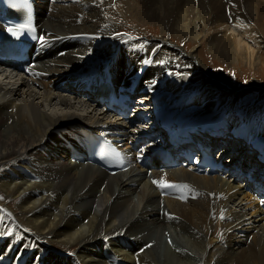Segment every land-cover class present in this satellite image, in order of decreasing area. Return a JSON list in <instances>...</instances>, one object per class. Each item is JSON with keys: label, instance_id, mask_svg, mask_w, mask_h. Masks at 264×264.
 I'll use <instances>...</instances> for the list:
<instances>
[{"label": "bare ground", "instance_id": "1", "mask_svg": "<svg viewBox=\"0 0 264 264\" xmlns=\"http://www.w3.org/2000/svg\"><path fill=\"white\" fill-rule=\"evenodd\" d=\"M4 2L0 30L16 25ZM28 2L23 14L17 9L20 21L30 12L35 28L25 75L0 66V264L8 250L7 264H264V192L245 186L237 173L221 175L225 161L182 164L179 151L153 134L167 124L179 135L198 125L216 129L224 117L264 148V111L238 114L231 107L236 88L223 87L218 96L206 84L198 87L218 78L196 51L205 46L230 67L264 68V0ZM113 5L157 26L161 36L143 43L118 34ZM169 37L191 46L184 50ZM177 64L192 76L193 93L173 79ZM80 72L110 77L135 115L124 120L104 112L74 81ZM162 86L171 96L162 97ZM145 93L154 98L141 101ZM141 105L160 120L150 114L139 121L146 116ZM93 141L110 155L119 152L123 164L96 163ZM223 142L226 156L250 160L248 148ZM162 178L189 188L161 190L152 181ZM55 245L74 251L62 257Z\"/></svg>", "mask_w": 264, "mask_h": 264}, {"label": "rangeland", "instance_id": "2", "mask_svg": "<svg viewBox=\"0 0 264 264\" xmlns=\"http://www.w3.org/2000/svg\"><path fill=\"white\" fill-rule=\"evenodd\" d=\"M112 10L114 11V12L110 11L111 13L114 14V16H112V20H114L116 23H118L117 24L118 27L116 29V32L118 34L126 35L128 37L127 38L128 40H130L132 42H138L139 40H142L140 42L152 43L153 41L151 39L161 36L159 28L157 26H155L153 24H150V23H148L146 25L145 23H141L140 21L131 19L132 17H130V15L124 14V9L119 11V9H117V7L115 5L112 6ZM143 25H145V26H143ZM164 36H165V38L168 37L167 35H164ZM143 40H145V41H143ZM170 40L173 43L179 45L184 50H187L189 48V46H191V44L190 45H188V44L185 45V44H183V42H178L174 38L172 40V37L170 38ZM172 47H175V45H173ZM206 50H207V48L205 46L204 47H201V46H197L196 47V51L198 52V56L202 57V63L205 65L206 68L209 69V71H208L209 73H211L214 77L218 78V81L217 80L215 81V79L211 78L212 77L211 76L210 77L211 80L208 82V84H207V81H206L204 83H200V85H198V87H200L201 85L203 86L204 84H206L205 88L206 87H207V89L209 88L210 90H212V92L214 94H217L218 96L220 94L221 95L224 94V90L225 89H223V87H228L229 86L230 89L231 88H233V89L236 88L237 91L234 92V98L232 99L233 103L231 104L233 106H231V107L234 108V110L238 114H242V113L243 114L244 113L247 114L246 108L253 107V109L251 111H248L249 113H253L254 115H262V112L264 111V76H263L264 75V68L258 67V69H257L258 71H257V70H253L252 68H250L248 66L245 67V65H243V66L235 65V66H231L230 67V66L226 65L223 62H219L217 60H214V57L212 56V54L208 53ZM171 55H173V54H171ZM166 56H167L166 57L167 59L171 58L168 53H166ZM183 60L184 59L180 58L179 59V63L180 62L183 63ZM172 61H175V60L172 59ZM180 66L177 64L175 69H173L175 71V73H172V77H173V79H175V81L176 80L178 81L177 83L181 86L180 90H183L185 85H187L186 88L189 89V90H184L185 93H187V94L193 93V90L192 91L190 90L192 88V86L194 87L193 78L189 74V72L187 71L186 68H184V69L182 68L181 69ZM244 68H245V70H244ZM182 76H183V78L185 77L188 80H184V79L181 80ZM9 80L11 82L13 81L12 79H9ZM252 80L257 81L258 86L249 85ZM181 81H184L185 83L182 84ZM202 86H201V88H202ZM245 86H248V87H245ZM166 90L167 89H165L164 87H161L160 93L162 94V97L171 96V94L167 92L168 90L167 91ZM195 90H197V89H195ZM148 96L150 97V95H148V93L144 94L140 98V100L143 101L144 99L149 98ZM160 102L163 103L164 101L160 100ZM142 106L143 105H141V111L146 112L145 114L150 116V114H147L146 110H143ZM146 107L150 108L149 105H146ZM222 118H224V117H222ZM222 120L224 121L226 119L224 118ZM221 125L225 126L224 124H221ZM146 126L147 125H144L142 127H144V129H145ZM154 135H155V133H154ZM155 137H156V135H155ZM157 141H158V139H157ZM249 151L251 152V150H249ZM224 159H226L225 162L228 164V162H229L228 160H230V158H228V156H227ZM0 197H2V199H0V200L3 201L5 196L2 194L1 191H0ZM0 206L4 207L2 202L0 203ZM5 218L7 219V223L11 226V224H13L11 218L9 216H5ZM68 249L69 248L59 249L55 245V249L54 250L56 251V253H61L62 257H64V256L66 257V256H69V254L73 253V251H74L73 248H71L69 250ZM7 250L8 249H6L5 251H7ZM11 251L12 250H8L7 253L2 257L3 260H5V262L3 264H7L8 260H13L11 258L12 257V252ZM14 260H17V259H14ZM14 264H22V263L18 262V263H14Z\"/></svg>", "mask_w": 264, "mask_h": 264}, {"label": "snow or ice", "instance_id": "3", "mask_svg": "<svg viewBox=\"0 0 264 264\" xmlns=\"http://www.w3.org/2000/svg\"><path fill=\"white\" fill-rule=\"evenodd\" d=\"M11 2L13 3L14 6L17 7H24V8H29V2L28 0H11ZM24 29H28L32 32L35 31V28L33 27L32 24V17L31 14L29 12L28 16H27V20L25 22L20 23L18 26L15 27H9L7 28V31L9 33H11L12 35H19L21 33L22 30ZM39 40L41 43L45 42V38L43 36L39 37ZM115 156L117 158V160L119 161V163L122 165L123 164V158L121 157L119 152L115 153ZM152 183L159 189L163 190V189H188L189 186L188 185H179V184H175V183H169L166 180L159 179V180H153ZM184 197H181V199H183ZM0 199H2V197H0ZM171 218V217H170ZM221 218H223V216H221ZM169 243H171V241H169ZM150 247V245H149ZM179 251V249H177Z\"/></svg>", "mask_w": 264, "mask_h": 264}, {"label": "trees", "instance_id": "4", "mask_svg": "<svg viewBox=\"0 0 264 264\" xmlns=\"http://www.w3.org/2000/svg\"><path fill=\"white\" fill-rule=\"evenodd\" d=\"M230 161V160H229Z\"/></svg>", "mask_w": 264, "mask_h": 264}]
</instances>
